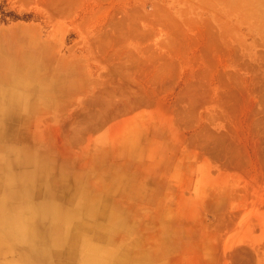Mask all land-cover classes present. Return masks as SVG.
I'll use <instances>...</instances> for the list:
<instances>
[{
    "label": "rangeland",
    "instance_id": "rangeland-1",
    "mask_svg": "<svg viewBox=\"0 0 264 264\" xmlns=\"http://www.w3.org/2000/svg\"><path fill=\"white\" fill-rule=\"evenodd\" d=\"M0 91V264H264V0H0Z\"/></svg>",
    "mask_w": 264,
    "mask_h": 264
},
{
    "label": "bare ground",
    "instance_id": "bare-ground-1",
    "mask_svg": "<svg viewBox=\"0 0 264 264\" xmlns=\"http://www.w3.org/2000/svg\"><path fill=\"white\" fill-rule=\"evenodd\" d=\"M10 80H8V81H10V84L9 85H12L13 83H16V81L18 82V80L17 79H12V78H9ZM9 83V82H8ZM11 87V86H10ZM23 89H24V91H27V90H29L30 88H29V85H25V87H23ZM1 92V91H0ZM15 93H16V91L15 90H12V89H6L5 90V92H4V95L6 96H8L11 100L14 98V95H15ZM21 94H24V96H25V93L23 92V93H20V95ZM22 96V95H21ZM3 101H5V102H8V103H11V101L10 100H7V99H3ZM12 102H15V100H13ZM3 110V109H2ZM6 110L4 109L3 111H2V113H1V115H0V139L2 140L3 139V137H5L7 134H8V132H9V130L12 128L11 126H10V124L9 123H7V121H12L13 119H15L14 117V115H12L11 114V112L10 111H6ZM23 158H22V161H23V164L25 163V164H29L28 162H31V160H32V158H31V155L30 154H25V153H23ZM8 167V166H7ZM1 170V169H0ZM24 170V169H23ZM9 171V170H8ZM5 174V173H4ZM3 174V175H4ZM24 174H26V176H27V173H23V174H21V175H19L20 176V178H22L21 176H24V179H26V176L24 175ZM6 175V179H7V185H6V187H7V193H8V198L9 199H13V198H16L17 200H19V198H20V196H19V193L21 192V193H24L23 195L24 196H27L28 194H29V189L25 186V185H23L22 184V186L23 187H21V188H18V185H17V183L15 182H13L11 179H13V180H15L14 178V176L12 177L10 174H5ZM4 179V178H3ZM3 179H2V181H3ZM1 182V181H0ZM3 183V182H2ZM3 185V184H2ZM1 185V186H2ZM4 189V188H3ZM5 191V190H4ZM6 192V191H5ZM29 196V195H28ZM22 200V199H21ZM46 203V202H45ZM51 203V202H50ZM49 203V204H50ZM52 204V203H51ZM48 206H51V205H48ZM53 207H54V205H52V209H53ZM47 206H46V204L45 205H42V207H41V212H43V215L42 216H44L45 214V212L47 211ZM36 209V208H35ZM31 211V210H30ZM37 212H38V210H36ZM53 213V212H52ZM39 216V215H38ZM34 218V217H33ZM30 221V220H29ZM54 221V220H53ZM65 221L67 222V220L65 219ZM22 222V218H21V216L20 215H16V216H14V217H12V218H8V217H1L0 218V225H1V227L2 228H6V229H8L7 230V232H9V234L8 235H10L11 234V230H12V228H11V226L13 225V223H15V225L17 224V228L18 229H16V231H20L22 234H23V228L19 225L20 223ZM32 222V221H31ZM15 225H13V226H15ZM69 225V224H68ZM34 226H35V224H34ZM41 226H42V224H41ZM38 227V226H37ZM42 228V227H41ZM47 228V227H46ZM30 229V228H29ZM37 230V229H36ZM47 230V229H46ZM67 231H69V230H67ZM35 232V231H34ZM33 232V233H34ZM37 232V231H36ZM32 233V232H31ZM46 234V233H45ZM44 234V235H45ZM48 234V233H47ZM68 234V233H67ZM69 235V234H68ZM32 240V239H31ZM48 240V239H47ZM69 240V239H68ZM30 241V240H29ZM61 241H62V239H61ZM70 241V240H69ZM39 242V241H38ZM37 242V243H38ZM29 244H32L31 242H29ZM39 244V243H38ZM32 246V245H31ZM48 249V248H47ZM86 252H85V254H83V262H85V263H89V264H103L104 263V258L102 257V255H99V252L97 251V249H95L94 247H92V246H90L88 243H86ZM46 254H48V253H46ZM38 258V257H37ZM44 259V258H43Z\"/></svg>",
    "mask_w": 264,
    "mask_h": 264
},
{
    "label": "crops",
    "instance_id": "crops-1",
    "mask_svg": "<svg viewBox=\"0 0 264 264\" xmlns=\"http://www.w3.org/2000/svg\"><path fill=\"white\" fill-rule=\"evenodd\" d=\"M82 257V260H83V256H81Z\"/></svg>",
    "mask_w": 264,
    "mask_h": 264
}]
</instances>
